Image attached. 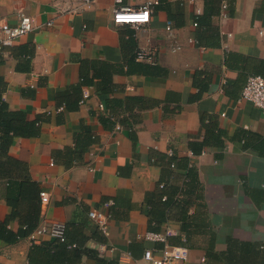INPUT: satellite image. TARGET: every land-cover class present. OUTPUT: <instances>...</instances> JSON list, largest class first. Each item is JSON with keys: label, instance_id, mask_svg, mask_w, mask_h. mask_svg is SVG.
I'll use <instances>...</instances> for the list:
<instances>
[{"label": "crops", "instance_id": "obj_1", "mask_svg": "<svg viewBox=\"0 0 264 264\" xmlns=\"http://www.w3.org/2000/svg\"><path fill=\"white\" fill-rule=\"evenodd\" d=\"M148 3L149 23L114 25L115 8ZM20 15L33 27L0 51V96L37 133L0 149V222L19 234L35 213L66 235L0 239V264H149L165 245L188 252L174 264H220L232 240L264 249L248 230L264 229V111L240 97L264 77V0H0V20ZM25 179L47 205L9 206Z\"/></svg>", "mask_w": 264, "mask_h": 264}, {"label": "built area", "instance_id": "obj_2", "mask_svg": "<svg viewBox=\"0 0 264 264\" xmlns=\"http://www.w3.org/2000/svg\"><path fill=\"white\" fill-rule=\"evenodd\" d=\"M81 5H90L94 0H76ZM151 17L150 4H144L139 7L119 6L114 9L112 21L114 25H129L137 29L142 25L149 23ZM195 25V24H194ZM33 27V20L27 15H20L16 25H9L5 21L0 20V51L8 46L22 35L29 32ZM170 30V26H166ZM137 59L154 60L152 53L145 50H140L136 53ZM88 93L84 92L82 101L86 99ZM240 97L242 100L249 102L257 109L264 111V77L251 76L248 77L241 89ZM101 106V105H100ZM115 129H120L119 125H115ZM42 205H47L48 195L45 192L39 193ZM89 217L98 222L99 229L103 234H106L105 217L96 211H91ZM37 236H48L53 239L63 241L65 233V225L60 222H52L38 225L33 231ZM31 236V235H30ZM33 236V235H32ZM147 238L164 241L163 236L157 234H147ZM188 257V252L185 248L178 246L165 245L161 250L160 257H154L151 251H145L144 258L149 264H174L175 262H184Z\"/></svg>", "mask_w": 264, "mask_h": 264}, {"label": "trees", "instance_id": "obj_3", "mask_svg": "<svg viewBox=\"0 0 264 264\" xmlns=\"http://www.w3.org/2000/svg\"><path fill=\"white\" fill-rule=\"evenodd\" d=\"M0 136L1 145L7 146L13 136H31L36 134V127L33 123L24 119L21 113L7 112L6 104L2 101L0 96ZM21 165V164H20ZM13 188L12 192H8L6 200L9 206L16 209L19 203L28 202L32 207L40 200L39 185L30 179H25L19 182L10 183ZM18 199L11 200L13 195ZM37 213V210L35 211ZM34 219V222L27 223L24 231L13 233L6 227V223L0 222V239L6 241L8 244L16 243L20 238L30 235L35 230L37 216L35 213L31 215L28 221ZM66 235V228L64 233V240ZM63 240V241H64ZM215 261L220 264H264V249L260 248L259 244L254 242H245L239 240H232L227 243L224 252L214 255Z\"/></svg>", "mask_w": 264, "mask_h": 264}, {"label": "rangeland", "instance_id": "obj_4", "mask_svg": "<svg viewBox=\"0 0 264 264\" xmlns=\"http://www.w3.org/2000/svg\"><path fill=\"white\" fill-rule=\"evenodd\" d=\"M248 230L250 232L249 235L254 234V236L257 237V238H261L263 236V233L262 232H263L264 229H258V228L253 229V228H249ZM221 231L222 232H229L230 229H228V228H222ZM245 232H247V231H245Z\"/></svg>", "mask_w": 264, "mask_h": 264}]
</instances>
